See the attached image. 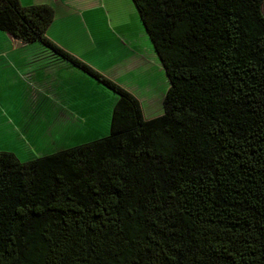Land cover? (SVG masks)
I'll list each match as a JSON object with an SVG mask.
<instances>
[{
  "label": "trees",
  "instance_id": "1",
  "mask_svg": "<svg viewBox=\"0 0 264 264\" xmlns=\"http://www.w3.org/2000/svg\"><path fill=\"white\" fill-rule=\"evenodd\" d=\"M168 79L164 113L0 0V32L117 96L107 137L0 151V264H264V0H132Z\"/></svg>",
  "mask_w": 264,
  "mask_h": 264
},
{
  "label": "crops",
  "instance_id": "2",
  "mask_svg": "<svg viewBox=\"0 0 264 264\" xmlns=\"http://www.w3.org/2000/svg\"><path fill=\"white\" fill-rule=\"evenodd\" d=\"M19 1L26 7L47 5L54 10V20L47 36L71 54L84 60L75 49L87 48L89 44L92 51L94 45L100 43L97 31L102 42L110 37L129 52V59L142 60L145 63L143 65L141 61L142 72L150 70L148 73L156 71L160 75L157 56L132 0ZM107 61L110 65L108 56ZM82 74L86 75L43 46L28 45L0 32V151H10L4 146L8 134L23 146L25 142L26 150H31L33 147L27 139L39 133L43 123L87 121L89 117L83 116L87 114L86 105L79 106L81 102L77 100L84 93L76 90L72 82L76 78L82 83L87 81ZM150 90L149 87L147 91ZM18 148L22 150L21 146ZM40 155L42 153L34 154L36 157Z\"/></svg>",
  "mask_w": 264,
  "mask_h": 264
},
{
  "label": "rangeland",
  "instance_id": "3",
  "mask_svg": "<svg viewBox=\"0 0 264 264\" xmlns=\"http://www.w3.org/2000/svg\"><path fill=\"white\" fill-rule=\"evenodd\" d=\"M96 36L100 43L95 44L92 51L89 50V44L87 48L78 47L75 49L78 55L83 56L84 60L77 55L75 56L130 92H135L136 97L142 102L145 118H153L163 114L164 96L169 83L158 58L155 57L158 68L161 71L160 75L156 71H152L154 73H148L150 70L142 72L140 70L142 60L129 59V52L120 47V44L112 40V38L106 37L104 38L105 42H102L100 33L97 31ZM107 56L110 60V65H108ZM143 65H145L144 62ZM82 75L87 78V81L82 83L79 78H76L72 82L75 84L76 90L84 93V96H78L77 100L81 102L79 106L86 105L87 114L80 113L89 117V119L83 123L81 121L80 123L71 121L65 123H43L44 129L41 128L39 133L27 139L33 147L31 150H26L25 142L23 146L19 140L8 134L9 138L4 146L11 152H15L21 162L32 160L36 157L34 156L35 153H42L41 156L52 154L58 150L86 144L109 135L111 113L117 96L105 85L96 82L91 76ZM66 76L70 78L68 74ZM149 87L151 90L147 91ZM19 146H21L22 150L18 148ZM14 147L17 149H14ZM1 148L2 146L0 145V150Z\"/></svg>",
  "mask_w": 264,
  "mask_h": 264
}]
</instances>
